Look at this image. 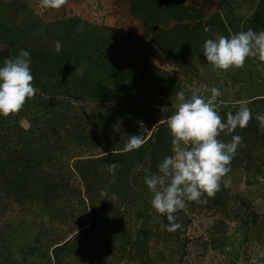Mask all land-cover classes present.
<instances>
[{"label":"rangeland","instance_id":"374dc122","mask_svg":"<svg viewBox=\"0 0 264 264\" xmlns=\"http://www.w3.org/2000/svg\"><path fill=\"white\" fill-rule=\"evenodd\" d=\"M199 5L205 21L229 18L230 10L243 18L229 34L207 25L209 39L264 30V0ZM0 40L14 42L0 52V67L27 50L38 89L19 114L0 115V126L7 118L25 128L34 163L70 168L81 180L75 163L90 157L94 177L75 219L64 202L28 200L29 188H18L24 184L20 167L1 158L6 148L0 146V264H264V128L255 119L264 114V62L258 56L227 72L207 62L204 44L194 53L168 56L146 33L131 0H67L58 10L43 8L41 0H0ZM60 69L68 75H56ZM205 85L221 91L218 112L235 114L247 100L253 118L218 138H243L221 190L200 203L186 201L175 214L182 227L172 232L151 206L145 177L159 174L155 142L173 155L166 121L176 111V94L200 88L208 99ZM132 135L145 142L126 152ZM111 163L115 173L107 170Z\"/></svg>","mask_w":264,"mask_h":264},{"label":"clouds","instance_id":"9594fccd","mask_svg":"<svg viewBox=\"0 0 264 264\" xmlns=\"http://www.w3.org/2000/svg\"><path fill=\"white\" fill-rule=\"evenodd\" d=\"M66 3L67 0H41V6L46 9L58 10ZM61 49L62 45L57 41L54 50L58 53ZM203 55L214 69L225 72L243 68L249 57L258 56L264 62V30L256 32L249 28L230 37L220 35L216 39H207ZM30 64V53L24 50L0 67V115L19 114L27 100L36 96L38 89L33 85ZM203 87L211 93L210 98L205 99L200 88H191L190 96L183 90L176 94V111L166 121L172 136L173 155L166 156L158 165L159 174L145 177L152 194L151 206L167 218V230L172 232L182 227L175 222V214L186 208V201L200 203L205 194L214 198L221 190L222 178L230 171L231 161L243 138L232 135L227 143L218 138L233 133L237 127L246 128L253 118L249 101L245 100L235 114L229 112L225 119L217 111L220 89ZM255 119L264 128V114H257ZM144 142L140 135H132L124 151L139 149ZM116 168L117 164L111 163L107 170L115 173Z\"/></svg>","mask_w":264,"mask_h":264},{"label":"trees","instance_id":"16d2710c","mask_svg":"<svg viewBox=\"0 0 264 264\" xmlns=\"http://www.w3.org/2000/svg\"><path fill=\"white\" fill-rule=\"evenodd\" d=\"M199 3L200 0H131V9L142 20L146 33L163 51L168 56H177L194 53L202 47L209 39L207 25L223 34H229L242 22L243 18L233 10H230L229 18L219 16L205 21V9ZM56 73L68 75L66 69L57 70ZM229 112L231 111H219L225 118ZM6 123L7 118L1 120L0 146L6 148L1 158L14 164L16 169L20 167L18 172L23 177L24 184H20L18 188L28 187L26 198L41 201L47 206L64 202L68 214L78 219L79 211L76 205L84 204L94 188V177L90 168L92 159L88 157L76 161L75 168L80 172L81 180L73 179L69 174L70 168L48 170L44 165L34 163L32 154L26 151L28 138L25 128L19 125L13 127L10 123L5 126ZM20 143L23 145L19 150L16 147ZM171 152L167 145L155 142L152 159L159 165ZM103 159L104 157L98 160ZM16 199L24 200L22 194Z\"/></svg>","mask_w":264,"mask_h":264},{"label":"water","instance_id":"95a60500","mask_svg":"<svg viewBox=\"0 0 264 264\" xmlns=\"http://www.w3.org/2000/svg\"><path fill=\"white\" fill-rule=\"evenodd\" d=\"M12 46H14V42L0 40V52L4 53L8 51Z\"/></svg>","mask_w":264,"mask_h":264}]
</instances>
